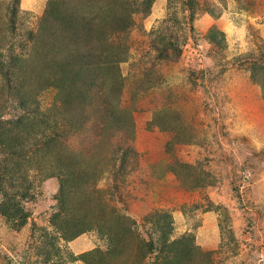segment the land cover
Returning a JSON list of instances; mask_svg holds the SVG:
<instances>
[{
  "label": "rangeland",
  "instance_id": "1",
  "mask_svg": "<svg viewBox=\"0 0 264 264\" xmlns=\"http://www.w3.org/2000/svg\"><path fill=\"white\" fill-rule=\"evenodd\" d=\"M56 2L65 14L54 24L64 29L45 32L42 20ZM140 3L0 0V127L18 113L11 99L21 94L56 138L40 157L39 146L27 145L0 180V192L29 194L20 201L29 213L24 227L0 217V264H83L70 255L107 249L101 223L130 230L113 263L166 264L167 251L136 257L148 241L157 244L146 218L163 212L173 222L170 240L194 239L183 264H264V0H152L147 11ZM212 28L224 39L210 41ZM56 29L60 49L50 52L41 38ZM73 41L93 62H66L64 46ZM11 55L23 62L19 79L10 75ZM56 69L59 88L47 80L56 82ZM89 82L88 102L72 101ZM105 102L114 118L105 117ZM63 148L80 161L75 178L91 180L72 194V213L88 208L97 222L70 242L53 239L59 179L44 177Z\"/></svg>",
  "mask_w": 264,
  "mask_h": 264
},
{
  "label": "trees",
  "instance_id": "2",
  "mask_svg": "<svg viewBox=\"0 0 264 264\" xmlns=\"http://www.w3.org/2000/svg\"><path fill=\"white\" fill-rule=\"evenodd\" d=\"M18 1V0H16ZM152 0H141V6L147 11L150 7V3ZM61 2H56L51 5L49 4L48 8V16L49 18H45L42 20V28H47L45 32L49 31V27L52 28H63V25L59 27L54 24L55 19H57L60 14L61 17L65 12L61 13V10L58 11L59 7L62 5L65 6ZM51 5V6H50ZM58 11V15L54 16L52 12ZM12 12V11H11ZM67 13V12H66ZM13 14V13H12ZM74 13L70 14L67 17V21H64L63 24L66 28H69L73 25ZM118 22V21H116ZM70 24V26H69ZM76 32V36L74 38L79 37V28L76 25L74 26ZM65 28V29H66ZM13 30V28H12ZM61 30H53L51 32V36H44L42 34L41 42L43 40H48L49 43L45 45L48 47V51L55 52V50H59V46L61 42L57 41L58 35L57 32ZM44 33V31H42ZM29 38L31 41L37 40V36L39 35H31V32H28ZM219 37V40L224 39V34L220 31L215 29H210L208 33V39L210 41H215ZM70 43L65 44L64 50L66 55V60L72 57L74 61L78 60L79 62H93L91 59V54L89 52H83L82 48L79 44L73 41L72 46ZM50 47V48H49ZM56 50V51H57ZM11 60L9 65L11 66L12 71L10 75H15L18 77L19 71H21L23 67V62H20V57L15 55H11L9 57ZM2 58H0L1 62ZM68 62V60L66 61ZM8 64V63H7ZM8 65V66H9ZM61 71V70H60ZM54 72L57 73L56 82L52 80V77L48 78L47 80L52 81L51 85L59 88L63 79L58 77L62 76L60 72L56 69ZM264 72V69H263ZM80 81L83 82L81 79ZM90 84L86 85L83 90H79L78 98H72L73 100H77L78 102H82L81 104H85L88 102V99L85 96L87 92L90 90ZM17 85V84H16ZM22 83H18V88L23 87L21 86ZM73 84H70L71 86ZM93 85V84H92ZM14 87H16L14 85ZM13 88V85L10 83L8 79L5 82V89ZM82 89L81 87H79ZM72 89V88H71ZM3 90V87L0 86V91ZM11 92V91H10ZM86 92V93H85ZM21 94H12L11 101H16L17 106L19 108L18 113L16 116L12 118V120H8L7 122L3 123V126L0 127V166L3 162L9 163L8 168L7 166L0 167V180H2L9 172H14L15 169L13 166L15 165V158L16 157H24L27 153V145L39 146L36 153L39 154V157L43 155L45 151H48L52 145L56 142V138H48L44 132V128L47 127V122L43 118H40L33 110L30 108L32 107L33 101L32 100H24L23 96L20 97ZM20 97V98H19ZM106 106L105 117H115V109H111L107 102L104 104ZM20 112V113H19ZM41 125L43 128L41 129ZM43 140V141H42ZM42 141V142H41ZM123 158L121 159L122 163L125 160L126 153L123 154ZM13 159V163L12 162ZM9 160V161H8ZM56 170L50 174H45L44 177L46 178H57L59 179V192L56 197V202L58 208L50 217V225L53 227L54 231L57 233L58 236H53V239H61L66 242H70L80 235L93 231L95 229V225L97 222H92L88 219V208H83L84 213L83 215L76 216L72 213L73 207V199H71L72 194L76 193L75 190H82L83 188L89 187L91 184L90 177L88 175H82L75 178V170L79 169L80 161L77 160L76 154L69 152L67 150L61 149L57 153V162H56ZM84 190V189H83ZM0 194L2 198L0 200V217L4 218L6 221L10 222L15 229L19 230L27 224V220L29 218V213L25 210L24 206L21 204V200L27 199L28 193L22 192L20 193V199L17 200L15 195L7 193L5 190H1ZM146 221L151 224V229L158 234L157 244L152 241H148L145 244V249L140 246V248L136 252V257L142 260L145 257V254H150L154 251L164 252L167 251L169 253L168 259L166 260V264H183L185 259H190L191 253L195 250L194 239L190 235H183L178 239L170 240V235L173 231V222L171 216L168 212H163L161 214H154L149 218H146ZM97 232L107 238V249L105 251L94 249L88 252H84L78 255H70V260L80 261L83 264H117L116 261L122 255L121 245L119 244L124 237V234H130L129 229H125L123 226L116 232H112L105 223H101L100 226L96 227ZM45 235V234H44ZM125 235V236H126ZM52 244V243H51ZM51 259L49 253L46 255V260ZM126 260H123L119 264H125Z\"/></svg>",
  "mask_w": 264,
  "mask_h": 264
}]
</instances>
